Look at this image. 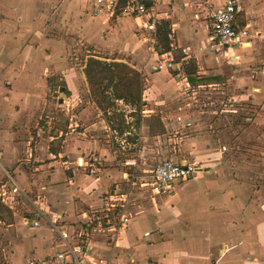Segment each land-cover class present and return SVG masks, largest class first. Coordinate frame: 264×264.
<instances>
[{"label": "crops", "instance_id": "0c3cea01", "mask_svg": "<svg viewBox=\"0 0 264 264\" xmlns=\"http://www.w3.org/2000/svg\"><path fill=\"white\" fill-rule=\"evenodd\" d=\"M191 1L197 0L149 2L157 29L166 22L175 36L166 53L173 69L155 70L162 54L143 40L145 30L135 18L95 15L93 0H0V171L8 178L0 186L1 205L11 207L25 196L30 220L37 208L62 214L70 234L88 235L94 262L264 264V0H239L249 37L232 49L231 69L210 40L209 20L195 19ZM129 19L135 20L131 28ZM177 49L189 51L183 63L193 59L202 82L178 84V70L185 71L174 62ZM68 51L85 56L83 64L67 63ZM90 59L131 64L141 73V107L116 101L131 113L123 123L136 119V128L121 133L107 116L111 110L104 115L97 106L85 73ZM56 77L64 83L61 91L69 92L59 106L72 110L52 133L39 121ZM195 87L230 90V99H210L200 108L197 100L183 97ZM115 140L122 141L121 150L135 149L122 158ZM173 142L179 144L170 147ZM161 155L202 170L178 181L172 195H153ZM139 170L150 174L149 181ZM11 179L22 194L12 193ZM113 193L129 195V224L118 235L99 223L92 226ZM27 226L33 233L16 238L11 262L17 247L29 256L25 263L48 262L56 252L48 225ZM96 234L105 237L95 241Z\"/></svg>", "mask_w": 264, "mask_h": 264}, {"label": "built area", "instance_id": "2783aa9c", "mask_svg": "<svg viewBox=\"0 0 264 264\" xmlns=\"http://www.w3.org/2000/svg\"><path fill=\"white\" fill-rule=\"evenodd\" d=\"M161 0H93L94 14H105L111 18L128 16L141 22L142 30H145L143 40L150 44L154 50V44L158 38L156 20L150 12L149 2H160ZM210 11L207 19L210 23V40L218 47V52L231 61L232 49L237 45L243 46V40L249 37V30L242 25L240 16L243 14V4L239 0H226L223 5L210 4ZM173 60L168 59V54H162L157 60L155 70L173 69ZM179 71L178 84L188 83V79L182 68ZM202 169L191 163H177L170 159L159 161L153 171L151 193L156 196H169L175 191V184L178 181H188L194 179ZM11 178V177H10ZM13 184L12 193L22 194L21 188L11 179ZM129 195L126 193H113L108 196L106 203V213L101 219H107V231L118 235L129 224V218L125 214ZM5 195L1 194L0 200L4 201ZM118 211L117 221L110 220V213ZM26 224H31L36 228L42 227V221L48 225V229L54 236V246L56 252L50 260L44 264H122L115 263L108 258H99L92 261L90 251L87 249V234H70L68 226L62 214H47L37 208V217L30 220L24 218ZM25 264H39L36 260L30 259ZM43 264V263H42Z\"/></svg>", "mask_w": 264, "mask_h": 264}, {"label": "rangeland", "instance_id": "374dc122", "mask_svg": "<svg viewBox=\"0 0 264 264\" xmlns=\"http://www.w3.org/2000/svg\"><path fill=\"white\" fill-rule=\"evenodd\" d=\"M212 4L216 5V6L219 5V3H212ZM190 6H191V8L194 9V13H195L194 17L196 20H205L206 21V18L208 17L209 11L211 9L209 3L206 4L205 2L197 0V1H191ZM167 13H168V10H167ZM169 15H170V13H169ZM168 20L171 23V20L170 19H168ZM132 22L135 24L134 19L128 20L127 24L130 25V28L132 26ZM162 22H163V20H162ZM172 29H173V27H172ZM164 30H165V28H164L163 23L158 24V29H157L158 38L156 40V43L154 44V49L160 55H161V52L163 51L162 33ZM169 39L172 43H175V36L173 34V30H171V37H169ZM148 45H150V44L148 43ZM70 52H72V51H68V53L66 52V54L69 55ZM75 54L76 53H72L71 55H69L70 58L66 59V62L73 64V65L75 63H78V65L83 64V62L85 60V56L84 57H82V55H76L75 56ZM188 54H190L189 51H186L184 49L183 50L177 49V51H174L172 53L174 60H175L174 62H176V61L180 62L182 67H184L185 73H186V67L188 68V67L194 65V66H196V69L198 68L196 63L193 61V59H190L188 64L183 63V58L187 57ZM78 56L80 57V59L78 61H76L75 58ZM222 59L224 61L223 63L225 64L224 66L227 67V69H231L233 66L232 63L230 64V61L228 59L224 58V56H222ZM101 61H103V60H101ZM103 62L111 63L113 61H103ZM120 63H122V62H120ZM125 64H127V63H125ZM128 65L132 67L131 64H128ZM132 68H134V67H132ZM55 80H56V83H53ZM108 84H110V82L105 79L102 81L101 87H105ZM63 86H64V83L59 81L58 77H56V79L51 80V88L45 97V99L47 101V105H46L45 111L42 115L43 118L39 121L41 126L46 127L48 130H51L52 133L56 132L60 128H63L64 122H65L64 116H66L65 112H67L68 108L69 109L71 108L69 106V107H67L66 110H64L61 106H59L60 103L63 102L65 99L64 94L69 93L65 89H64V91H61V88H64ZM214 88L217 89V87H211V88H209V87H205V88L195 87V88L185 89L184 90L185 94L183 95V97H184V99H189V97H190L193 100H197L198 101L197 103L199 104L200 108L204 106L205 101L210 100V99L214 100L215 102L223 100L224 98H225V100L230 99L229 98V96L231 95L230 90L224 91V89H223L221 91H218ZM222 92H224V94H222ZM193 93H195V94H193ZM85 94H88V93L85 92ZM220 94H222V95H220ZM68 95L70 96V94H68ZM106 96H109V97L112 96L111 88L107 91ZM117 109L119 111H117ZM230 109H234V108L230 107ZM71 110H72V108H71ZM110 110H111V114L107 115V116L113 120V122H114L113 126L120 128L121 125L120 126H118V125L122 123L124 125L123 127H125V128L130 127L132 125H134L135 128L137 127V126H135V123L137 121L136 119H133V122L129 126H127L123 123V121L126 120L125 115H127V116L131 115V113H128V111H129L128 107L127 108L126 107L125 108L124 107H118V106H116V103H114V107L112 106V108L109 109V111ZM159 128L157 130H159ZM159 131H163V127H162V130H159ZM173 133H175V131H172V134H171V136H169V138L173 137ZM55 142H58V141H55ZM121 142L122 141L117 142V140L114 141V143L116 145L115 149L119 150L120 156L122 158H125L128 155V153L133 152L132 150H134L135 147H132L131 149L126 147V150H121V148L119 147V144H121ZM131 142L132 141H130V143ZM163 144L164 143L160 144L159 146H164ZM178 144L179 143L173 142L172 145H170V147L171 146L173 147V146L178 145ZM167 146L169 148V141L167 143ZM143 150H145V149H143ZM161 153L164 154L165 152L164 153L161 152ZM161 157H163V155H161ZM163 159H164V157H163ZM0 163H2V161H0ZM0 169H1V165H0ZM149 169H151V170L153 169L152 164L150 165ZM136 173L137 172L134 171L131 174L136 178L137 177ZM138 173L145 175V176H148V178H147L148 181L151 178L149 173L145 174L144 172H141V170H139ZM7 180H8V178H7V175L5 173V170H3V168H2V170L0 171V186H1V184L6 183ZM135 180L139 181L140 179H135ZM24 197H18L19 203L15 204L11 207L7 206V205H1L0 204V264H12V263L24 264L25 261L27 260V258L29 257L28 255H23L21 253L20 249L17 250V248H18L17 247L16 248V254H14L15 256L11 262V258H12L11 254H13V248H14L13 243L14 242L16 243V241H15L16 238L22 237V240H24L28 236H31L33 233V231L29 230V227L27 226L28 224H26L24 221L25 220L24 218H26V217L30 218L29 210H30V205H31L30 201H28L27 198H24ZM6 202H8V201H6ZM118 211H120V209H116L115 212L110 213V220L112 222H115L118 220V218H119ZM100 221L102 222V225L105 226L107 219L103 218V219H100ZM93 222L94 223L92 224V226L94 227V226L98 225L99 220L95 219ZM19 227H21V228H19ZM102 237H105V236H103L102 234H96V235H94L93 238L96 241L97 239H102ZM109 241L111 242V239ZM34 257L39 258L37 256H34Z\"/></svg>", "mask_w": 264, "mask_h": 264}, {"label": "trees", "instance_id": "16d2710c", "mask_svg": "<svg viewBox=\"0 0 264 264\" xmlns=\"http://www.w3.org/2000/svg\"><path fill=\"white\" fill-rule=\"evenodd\" d=\"M165 30L162 33L163 51L161 54L171 52L172 42L170 25L163 23ZM196 66L186 67V77L191 84H198L203 79L197 78ZM85 73L89 83L90 91L97 106L107 114L108 110L114 107L116 101H123L125 104L139 109L143 103L144 84L141 73L125 63H106L97 59H90L87 63ZM108 80L110 84L101 87L103 80ZM116 80V81H115ZM111 88L112 96H106ZM121 125L120 132H124L125 127Z\"/></svg>", "mask_w": 264, "mask_h": 264}]
</instances>
